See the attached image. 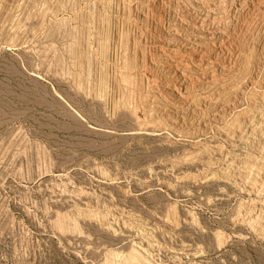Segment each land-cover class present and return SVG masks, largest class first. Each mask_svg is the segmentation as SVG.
I'll return each mask as SVG.
<instances>
[{
  "label": "rangeland",
  "instance_id": "obj_1",
  "mask_svg": "<svg viewBox=\"0 0 264 264\" xmlns=\"http://www.w3.org/2000/svg\"><path fill=\"white\" fill-rule=\"evenodd\" d=\"M0 264H264V0H0Z\"/></svg>",
  "mask_w": 264,
  "mask_h": 264
},
{
  "label": "bare ground",
  "instance_id": "obj_2",
  "mask_svg": "<svg viewBox=\"0 0 264 264\" xmlns=\"http://www.w3.org/2000/svg\"><path fill=\"white\" fill-rule=\"evenodd\" d=\"M130 79V78H129ZM131 80V79H130ZM127 81V80H126ZM131 82V81H130ZM132 83H133V81H132ZM128 84V83H127ZM262 116V115H261ZM238 126V125H237ZM260 161V160H259ZM133 256V255H132ZM139 257V256H138ZM114 261V260H113Z\"/></svg>",
  "mask_w": 264,
  "mask_h": 264
}]
</instances>
